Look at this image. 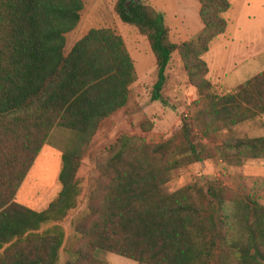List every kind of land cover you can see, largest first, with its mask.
Wrapping results in <instances>:
<instances>
[{
	"label": "trees",
	"instance_id": "trees-1",
	"mask_svg": "<svg viewBox=\"0 0 264 264\" xmlns=\"http://www.w3.org/2000/svg\"><path fill=\"white\" fill-rule=\"evenodd\" d=\"M142 1L115 0L113 11L147 41L155 66L152 99L159 98L175 50L198 100L205 101L200 137L218 130L209 117L222 119L226 128L264 113V70L221 96L209 93L201 77L206 67L199 55L224 31L227 0H196L202 27L178 45L168 41L161 16ZM81 7V0H0V264L55 263L59 227L36 231L74 206L77 160L98 123L126 103L134 80L122 39L111 29L90 28L63 51L64 34L77 24ZM54 125L75 132L76 141L60 155L56 196L35 211L14 202L13 195ZM186 130L153 144L129 135L115 140L98 163L86 211L73 225L82 242L72 251L74 260L64 264H102L98 252L136 264H264L263 206L231 196L215 182L162 190L179 165L212 157L188 140ZM215 148L219 159L226 149L264 158V137Z\"/></svg>",
	"mask_w": 264,
	"mask_h": 264
},
{
	"label": "rangeland",
	"instance_id": "rangeland-1",
	"mask_svg": "<svg viewBox=\"0 0 264 264\" xmlns=\"http://www.w3.org/2000/svg\"><path fill=\"white\" fill-rule=\"evenodd\" d=\"M81 1L77 24L64 34L63 51L67 52L90 28L111 29L121 37L134 64L135 79L128 86L126 103L98 123L77 160L73 178L78 193L74 206L61 219L47 221L36 231L42 234L50 232L54 225L59 227L62 237L54 264L74 260L72 251L82 241L74 234L73 225L86 211L89 192L98 180V163L122 135L139 137L153 144L167 140L183 128L187 129L188 140L195 146L203 145L212 157L179 165L173 178L162 185V190L170 193L187 184L205 187L208 182H215L226 188L231 196L236 194L264 207V158L234 156L232 149H226L221 152L225 154V160L219 159V149L215 148L237 139L264 137V113L226 128L222 127V119L209 117L218 130L206 138L200 137V112L205 101L198 100L196 88L189 82L177 52L174 50L170 54L159 98L152 99L155 66L145 37L134 27L118 20L113 11L115 0ZM190 1L195 4V0ZM227 1L230 8L226 16L222 15L224 20L227 19V35L223 33L220 39L224 40L214 42L207 50L209 53L206 51L199 55L206 67V73L201 77L209 84L208 92L219 96L236 92L242 80L255 75L252 70L254 62L257 61L259 66L262 64L264 70V0ZM142 3L161 16L167 39L175 45L193 40L201 29L187 40L176 35L177 27L183 22L182 13L193 12L194 6H190L189 0H143ZM193 118L195 122H192ZM75 141V132L52 126L16 189L13 201L35 211L43 210L60 188L56 178L60 155L72 149ZM237 159L239 164H236ZM95 257L102 264H136L108 252H98Z\"/></svg>",
	"mask_w": 264,
	"mask_h": 264
},
{
	"label": "crops",
	"instance_id": "crops-1",
	"mask_svg": "<svg viewBox=\"0 0 264 264\" xmlns=\"http://www.w3.org/2000/svg\"><path fill=\"white\" fill-rule=\"evenodd\" d=\"M189 4H190V6H194L193 12H190L189 13V11H188V13H182L181 18L183 19V22H182L181 25H179V27H177V33H176V35L178 37L182 36L185 40H187L189 37L193 36L201 28L200 27V21L198 19V15H197V12H198V4H197L196 0H195V4L192 1L189 0ZM229 8H230V6H229ZM229 8L223 13V16H226L227 11L229 10ZM225 21L227 23V19H225ZM225 30H226V27H225L224 31L221 34H219L216 37H214L208 43L207 50H208V48H210L213 45L214 42H217L218 40H224V39H220V38L223 35V33L226 34ZM213 40H216V41H213ZM207 52L209 53V51H207ZM204 53H206V52H204ZM259 65L260 64H258L257 61L254 62L253 66H252V70H253L254 74L260 72L263 69V67H261L262 64H261V66H259ZM132 66L134 68V64ZM249 77L250 76H248V78ZM248 78H246V79H248ZM246 79L242 80L241 82L245 81Z\"/></svg>",
	"mask_w": 264,
	"mask_h": 264
}]
</instances>
